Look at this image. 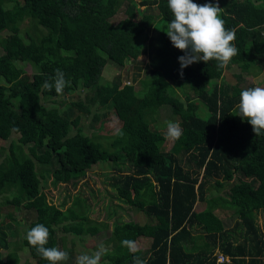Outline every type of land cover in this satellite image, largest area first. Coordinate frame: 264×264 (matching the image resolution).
<instances>
[{"label":"trees","instance_id":"1","mask_svg":"<svg viewBox=\"0 0 264 264\" xmlns=\"http://www.w3.org/2000/svg\"><path fill=\"white\" fill-rule=\"evenodd\" d=\"M125 2V17L113 24L119 0H0V34L9 28L0 38V80L4 72L18 78L24 66L33 69L30 84L0 82V140L17 136L0 158V196L6 184H13L21 209L33 217L20 243L35 264H47L24 238L30 227L42 223L49 229L47 247L59 248L65 238L58 232L75 237L106 233L104 253L112 260L101 264H264V230L257 219L264 211V135H255L236 109L242 74L264 75V0H196L222 8L238 52L224 66L216 61L213 67L212 59L194 62L182 75L177 62L182 53L160 29L173 18L167 0ZM141 35L148 37L151 53L140 87L122 84L119 77L100 83L107 62L120 68L137 61ZM234 65L240 70L235 84L214 79ZM57 69L68 81L59 93ZM45 81L52 87H43ZM78 87L89 103L121 123L105 145L71 134L78 117H70V108L59 111L64 100L54 98ZM178 90L185 92L183 98ZM193 101L199 106L195 112L186 107ZM72 105L86 110L81 101ZM165 105L182 128L169 153L162 150L166 134L154 126ZM100 162L111 163L117 198L145 216L151 229L146 251L123 243L135 241L132 222L95 221L79 196L64 210L47 201L43 183L48 178L53 185L70 184ZM197 202L203 209H194ZM6 204H11L8 199ZM217 210L234 213L232 227H225ZM6 215L16 224L12 213ZM6 231L15 234L10 223L0 227V264H18L15 253L2 259L1 250H8ZM219 255L227 260L218 262Z\"/></svg>","mask_w":264,"mask_h":264},{"label":"rangeland","instance_id":"2","mask_svg":"<svg viewBox=\"0 0 264 264\" xmlns=\"http://www.w3.org/2000/svg\"><path fill=\"white\" fill-rule=\"evenodd\" d=\"M119 7L116 14L111 18L113 24L117 23L119 20L125 17L124 9L126 7L125 0H119ZM25 24L22 25V28ZM161 30H166V25L164 23L160 24ZM0 34V38L8 35V31ZM146 35H141L136 44H141L142 54L137 59L136 62H126L133 64H125L123 67H116L110 62H107L106 67L101 73L100 83L110 84L116 77H119L122 84L129 83L135 89H138L139 81L146 75V63L148 57L151 53V48L147 44L148 37ZM2 47L0 46V50ZM213 67L216 65V61L210 62ZM25 73L20 77H15L9 72H4L1 75V84L5 86L15 85L18 83L30 84L31 74L33 69L30 66H24ZM240 73L239 68L234 65L231 68L224 69L222 73H215L214 79L219 81H224L230 85L235 84V75ZM242 82L240 86L242 88H247L249 86H264V75L260 74L257 77H250L246 74H242ZM185 92L191 94V89L186 88ZM178 90V95L183 98L184 93ZM86 93L83 88L78 87L75 91L68 95L60 94L54 100L60 102L64 100V103L60 106L59 111H63L67 108L71 109L70 117L73 119L78 117V125L76 128L71 127L70 133L74 134L76 132L81 133L89 137L98 139L105 145L109 142V137L112 136L120 127L121 123L118 119L109 111L102 107H95L94 104L89 103L87 100ZM81 101L84 105V109L77 108L73 106L72 103ZM46 107L52 106L50 102L45 103ZM142 105V104H141ZM186 107L191 111L195 112L198 109V104L196 101L186 104ZM106 114V117H100L99 115ZM97 115V116H95ZM176 121L178 118L172 114L169 106H163L160 108L154 126L163 131L166 134V121ZM17 139L16 135H12L11 139ZM0 140V158L2 157V151L8 147L10 142ZM173 140L166 136V141L162 147L165 153H169ZM107 147V146H106ZM129 160H133V154L129 152L127 154ZM115 175L114 170L111 167L110 162H100L86 171L78 173L76 179L70 184H56L51 183V178H48L45 183H43V192L46 194L47 201L55 205L59 209H66L70 206L72 199L76 196L83 198L88 205V216L95 221H105L109 225L112 224L114 220H120L123 222H132L135 228V241L132 243L133 251H146L150 243L151 229L146 223L145 216L136 208L122 202L117 198L116 186L111 184V177ZM14 185L6 184L4 193L0 196V202H2V213L0 216V227L7 223L11 224V229L15 233L10 235L7 232L8 240V250H1L2 259L6 257L8 253H15L17 255L18 264H35L34 260L30 257L27 249L20 243V238L29 226V222L32 220V214L26 210L21 209V201L19 197L13 193ZM212 194L210 191L206 194L210 197ZM9 200L11 204H6V200ZM203 203H196L194 209L199 211L203 209ZM19 208V209H15ZM12 213L15 218L16 224L9 220L7 213ZM215 214L221 219L226 228L232 227L236 216L232 211L229 210H217ZM258 224L262 230H264V211L258 213ZM111 228V226H110ZM58 237H64L63 242H59V248L68 252V259L59 264H76V258L81 252H88L89 254L97 251L103 246V251L101 254L100 264L104 262H109L112 257L106 255L104 251L108 249L106 245L103 244V240L106 233H101L98 236H84L75 237L72 235H63L62 232H58Z\"/></svg>","mask_w":264,"mask_h":264},{"label":"clouds","instance_id":"3","mask_svg":"<svg viewBox=\"0 0 264 264\" xmlns=\"http://www.w3.org/2000/svg\"><path fill=\"white\" fill-rule=\"evenodd\" d=\"M167 7L173 18L166 23L164 32L171 45L182 55L177 57L180 75L183 69L194 62H205L210 59L218 61L220 66L226 65L234 57L238 49L234 43L235 33L226 28L221 16L222 8L216 2L198 4L196 0H167ZM68 81L64 73L56 70L54 86L56 92H61ZM129 84V83H126ZM43 87L52 85L45 81ZM237 116L246 121L255 135H264V86L243 88L239 92L236 104ZM166 136L171 140L182 136V128L176 121H166ZM28 244L47 264H59L68 259V252L55 247H47L49 229L42 223L30 227L24 236ZM131 247V241H123ZM103 246L89 254L81 252L76 258V264H100ZM136 264H144L137 261Z\"/></svg>","mask_w":264,"mask_h":264},{"label":"built area","instance_id":"4","mask_svg":"<svg viewBox=\"0 0 264 264\" xmlns=\"http://www.w3.org/2000/svg\"><path fill=\"white\" fill-rule=\"evenodd\" d=\"M148 1H155V0H148ZM226 260H227V258H224L221 255H219L218 258H217L218 262H222V261H226Z\"/></svg>","mask_w":264,"mask_h":264}]
</instances>
